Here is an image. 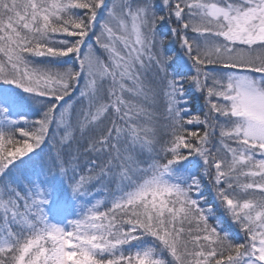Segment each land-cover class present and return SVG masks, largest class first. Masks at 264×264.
<instances>
[{"label":"snow or ice","instance_id":"snow-or-ice-1","mask_svg":"<svg viewBox=\"0 0 264 264\" xmlns=\"http://www.w3.org/2000/svg\"><path fill=\"white\" fill-rule=\"evenodd\" d=\"M0 264H264V0H0Z\"/></svg>","mask_w":264,"mask_h":264}]
</instances>
